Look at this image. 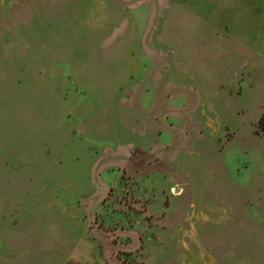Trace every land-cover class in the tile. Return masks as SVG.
<instances>
[{
  "label": "rangeland",
  "instance_id": "374dc122",
  "mask_svg": "<svg viewBox=\"0 0 264 264\" xmlns=\"http://www.w3.org/2000/svg\"><path fill=\"white\" fill-rule=\"evenodd\" d=\"M263 39L264 0H0V264H264Z\"/></svg>",
  "mask_w": 264,
  "mask_h": 264
},
{
  "label": "crops",
  "instance_id": "0c3cea01",
  "mask_svg": "<svg viewBox=\"0 0 264 264\" xmlns=\"http://www.w3.org/2000/svg\"><path fill=\"white\" fill-rule=\"evenodd\" d=\"M142 4V3H140ZM211 28H214V31H223V33L229 37L230 41H233L234 43H238L241 45L244 44H248L251 43L252 41V37L250 36V34L252 33V31L247 28L244 27L243 29H238V27H232L230 26L228 29H226V25H215L212 24ZM210 29V27H209ZM197 35L199 37H201V39H207L208 35L207 33L203 32V28L199 25L197 26ZM210 38V37H208ZM264 43V39L262 41ZM175 50H170L169 53L171 54V57L173 56L172 54H174ZM173 58V57H172ZM172 81V78L170 79Z\"/></svg>",
  "mask_w": 264,
  "mask_h": 264
},
{
  "label": "trees",
  "instance_id": "16d2710c",
  "mask_svg": "<svg viewBox=\"0 0 264 264\" xmlns=\"http://www.w3.org/2000/svg\"><path fill=\"white\" fill-rule=\"evenodd\" d=\"M257 130L259 132L263 133L264 136V112L262 113V115L260 116L258 123H257Z\"/></svg>",
  "mask_w": 264,
  "mask_h": 264
}]
</instances>
